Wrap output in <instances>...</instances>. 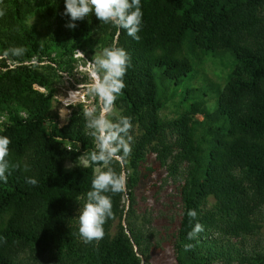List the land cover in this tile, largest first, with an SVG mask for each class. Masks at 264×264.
Segmentation results:
<instances>
[{"label":"trees","instance_id":"1","mask_svg":"<svg viewBox=\"0 0 264 264\" xmlns=\"http://www.w3.org/2000/svg\"><path fill=\"white\" fill-rule=\"evenodd\" d=\"M0 7V135L11 140L8 158L21 165L7 183L0 181V237L6 238L0 264H37L40 257L44 264H150L148 235L133 217V191L159 167L180 182L176 264H264V250L249 252L242 244L260 227L264 208V0H141L139 40L94 14L66 27L64 0H3ZM16 46L26 49L23 56H4ZM110 46L130 57L115 104L131 118L132 151L123 169L112 165L128 171L127 187L107 193L114 215L103 226L105 236L86 244L76 215L93 172L75 162L94 142L82 104L59 124L56 82L72 70L76 51L93 55ZM198 53L226 60V82L186 87L184 111L162 119L168 92L192 77ZM148 153L156 165L147 167ZM189 209L204 227L191 241L187 233L196 221ZM185 243L194 249L185 251Z\"/></svg>","mask_w":264,"mask_h":264},{"label":"clouds","instance_id":"2","mask_svg":"<svg viewBox=\"0 0 264 264\" xmlns=\"http://www.w3.org/2000/svg\"><path fill=\"white\" fill-rule=\"evenodd\" d=\"M2 3L3 0H0ZM63 14L70 17L66 25L70 29L77 26L76 21L94 14L99 22L125 29L133 39H140L138 32L143 16L141 0H64ZM4 15L5 9L0 7V18ZM25 52L23 46H16L6 50L4 56L20 57ZM129 64L130 57L123 48L104 47L90 61V80L79 83L76 90H70L67 97L61 98L65 106L82 103L84 96L92 97L95 101L83 108L84 127L86 134L93 139L94 148L79 156V163L75 162L79 167H91L93 172L91 190L87 191L84 203L77 210L78 234L86 244L104 238L103 226L114 215L112 199L107 193H123L127 187V173L123 170L118 172L112 165L116 163L123 169L132 151L131 118L120 115L115 104L126 87L123 78ZM60 111L65 116L66 108ZM10 143L9 137L0 135V181L4 183L14 170L21 167L19 162L8 158ZM75 150H78V146ZM72 166L67 165L68 168ZM23 167L25 171L28 170L27 164ZM26 182L37 184V180L31 177L26 178ZM187 216L196 221L187 233V239L191 241L198 238L204 227L197 221L195 209H189ZM0 242L6 243V238L0 237ZM194 247L192 243H185L184 250L190 251Z\"/></svg>","mask_w":264,"mask_h":264},{"label":"rangeland","instance_id":"3","mask_svg":"<svg viewBox=\"0 0 264 264\" xmlns=\"http://www.w3.org/2000/svg\"><path fill=\"white\" fill-rule=\"evenodd\" d=\"M100 51L101 49H97L93 55H84L81 51H76L74 55L76 60L73 62L72 70H70V72H63L61 77L58 78L56 82L54 110L58 115L60 125H63L67 121L72 107H74L73 105L65 106L61 98L67 97L70 90H76L79 83L90 80V61H92L94 55ZM89 56L92 57L91 60ZM192 60L194 62L192 77L179 85L174 95L171 96V93L168 92V100L160 110L162 119L171 120L184 111L186 103H188V101L190 102V100L187 99V93H185L186 87L199 88L207 81L222 86L226 82L230 67L226 64L225 59H216L198 53ZM200 97L201 95L197 98ZM203 98L209 100L208 105L210 107L213 105L214 100L212 98L208 96ZM92 103H95L92 97L84 96L80 104H82V108H84L86 105ZM61 108H66L65 116L61 115ZM116 109L120 114V109L117 107ZM198 116L200 117V115ZM135 134H137V130H135ZM70 164L72 165V163L66 162V166ZM145 164L147 167L157 164L155 162L154 153H148ZM142 170L144 171V168ZM124 172L128 175V171ZM179 185L180 182L175 181L173 176L167 175V171L164 167H159L147 178L141 179L134 188L133 217L137 225L148 235L147 240L151 245L149 254L150 264H176L173 235L178 228L180 219L181 202ZM122 202L124 205V212H127L130 202L126 193H124ZM258 217L260 227L253 234L246 236L242 240L245 250L249 252L264 250V208L261 209ZM76 219L78 220V213ZM122 223L127 227L125 214ZM116 225L117 221L111 226V235L115 233L117 228ZM45 261V258L40 257L38 258L37 264L39 262V264H44Z\"/></svg>","mask_w":264,"mask_h":264},{"label":"built area","instance_id":"4","mask_svg":"<svg viewBox=\"0 0 264 264\" xmlns=\"http://www.w3.org/2000/svg\"><path fill=\"white\" fill-rule=\"evenodd\" d=\"M68 106V105H67Z\"/></svg>","mask_w":264,"mask_h":264}]
</instances>
